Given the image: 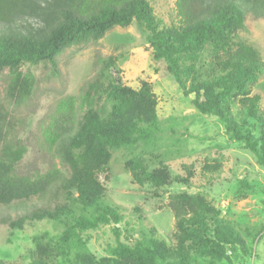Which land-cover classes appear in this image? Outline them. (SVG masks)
I'll return each mask as SVG.
<instances>
[{"label": "trees", "instance_id": "16d2710c", "mask_svg": "<svg viewBox=\"0 0 264 264\" xmlns=\"http://www.w3.org/2000/svg\"><path fill=\"white\" fill-rule=\"evenodd\" d=\"M176 11L178 22L167 26L148 0H0V74L9 71L6 101L18 107L33 94L34 77L21 70L24 63L49 62L56 70L66 49L97 43L113 28L136 22L149 30L154 58L166 62L184 96L193 95L195 108L224 123L227 133L245 143L264 166V111L261 97L252 93L264 74V61L255 48L238 40L249 17L264 19V0H176ZM208 47L213 55L202 61L200 55ZM98 63L97 78L84 83L78 96L62 99L42 123L49 152L64 169L51 162L46 173L34 164L32 173L19 170L27 148L15 136L14 110L0 104V208L24 212L15 219L0 212V224L12 230H23L28 221L64 224L54 249L67 261L74 253L77 264H199L191 251L206 248L228 261L229 251L246 253L234 223L203 196L186 191L169 198L176 223L174 247L154 230L142 232L132 245L122 242L121 209L107 203L100 175L107 173L113 151L135 149L160 131L158 101L148 86L135 90L123 85L115 58ZM103 96L112 101L106 117L99 109ZM235 103L242 118L255 124L257 140L237 120ZM128 166L136 184L155 188L188 186L196 174L186 168L187 176L171 178L150 170L141 157ZM203 171L214 173L212 166ZM253 189L243 181L239 191ZM48 196L64 197L66 203L55 208L32 203ZM75 205L83 213L78 214ZM84 211H91V217ZM102 225L114 226L116 245L111 248L114 256L98 263L84 250L80 234ZM260 238L264 244V232ZM33 243L30 264H49L45 256L50 252L42 240L34 238Z\"/></svg>", "mask_w": 264, "mask_h": 264}, {"label": "rangeland", "instance_id": "374dc122", "mask_svg": "<svg viewBox=\"0 0 264 264\" xmlns=\"http://www.w3.org/2000/svg\"><path fill=\"white\" fill-rule=\"evenodd\" d=\"M163 24L178 22L176 0H148ZM150 32L144 25L133 22L128 27H115L97 43L75 45L58 57L55 70L49 62L24 63L21 70L34 77L33 94L18 107L9 106L6 89L9 71L0 74V104L14 110L15 136L27 148L19 165L22 172H34V165L41 172L49 170L51 162L61 169L59 159L49 152L43 138L42 123L48 122L56 105L68 96H78L84 83L94 80L101 68L98 60L109 57L117 60L116 69L122 84L135 90L151 88L158 101L160 131L148 142H141L135 149L112 152L107 173L100 175L107 193V203L121 209L123 221L119 225L124 243L132 245L142 232L154 230L170 247L177 244L176 223L168 207L171 195L186 191L203 196L219 209L224 218L232 221L247 245V252H228L230 261L206 248L191 251L199 264H264V244L259 234L264 232V166L245 147L227 133L224 123L212 115L202 114L192 103L194 96H184L178 83L167 69L165 61L154 58L149 45ZM238 40L255 48L264 61V19L249 17ZM213 50L208 47L201 53L202 61L210 60ZM105 69L106 76H110ZM108 83L107 79H103ZM261 97L264 111V74L253 88ZM112 101L103 96L99 109L104 117L111 110ZM233 110L244 131L250 130L253 140L259 138L252 121L242 118L239 103ZM141 157L150 170H161L171 178L187 176L186 168L194 171L190 185L171 183L162 188L149 184L139 186L134 182L128 162ZM212 166L214 173L203 171ZM243 181L253 190L240 192ZM35 207L55 208L66 203L64 197L48 196L46 201H32ZM75 211L83 213L79 205ZM4 215L15 219L24 212L0 208ZM91 217L89 212H85ZM113 225H102L96 230L80 234L81 244L96 262L114 255L116 245ZM65 229L64 224L48 220L28 221L23 230H12L0 224V264H30L28 250L35 247L34 238L42 240L49 250V264H77L74 253L66 258L54 249ZM45 248V247H44Z\"/></svg>", "mask_w": 264, "mask_h": 264}]
</instances>
